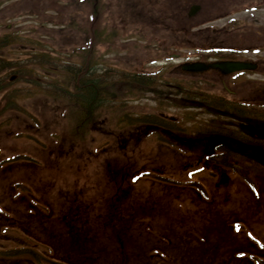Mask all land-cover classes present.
<instances>
[{
	"label": "flooded vegetation",
	"instance_id": "1",
	"mask_svg": "<svg viewBox=\"0 0 264 264\" xmlns=\"http://www.w3.org/2000/svg\"><path fill=\"white\" fill-rule=\"evenodd\" d=\"M206 2L210 3V9L204 12ZM48 3L52 6L54 0H45L42 7H47ZM57 4L67 5V1ZM95 4L92 63L89 60L76 67L66 61L64 68L72 67L77 80L68 82L69 75L62 72L66 85L61 93L78 105V117L82 119L78 126L80 131L92 130L97 138L106 133L109 138L103 147L95 150L93 157L96 159L102 150L116 152L108 160L112 180L106 192L116 199L135 197L132 186L142 178L151 179L152 185L161 187L160 195L168 198L204 201L220 198L228 214L240 216L252 211L259 219L264 215V15H261L264 0H138L132 7L130 3L123 4L125 20L117 22L118 29L127 28L138 39L155 41L145 47L147 56L143 63L126 71L127 74L101 68L100 37L105 29L100 25V0H95ZM38 13L37 17H32L38 24L42 23L39 20L52 18ZM225 18L228 21L222 25H213L216 20ZM5 29L4 16H0V203L8 199L15 208L11 209L5 202L7 207L0 205V230L6 223L14 224V230L18 231L14 246L19 254L0 258L15 264L41 262L45 259L38 250L41 246L50 251L49 256L60 254L65 259L69 250V226L80 231L85 207L90 202H85L88 200L84 189L80 192L83 196L74 198L76 205L70 208L67 190L62 195L67 200L58 206L51 205L52 177L42 179L40 176L52 168V159L57 161V166L63 157L66 161L70 156L74 164L85 157L81 159L82 164H77V168H83L78 172L84 171L92 161L91 155L86 152L84 156L79 151V156L73 155V145L71 148L66 145L67 136L75 135L77 130H65L64 134L57 133L56 139L50 135L45 140L33 132L39 128V122L37 126L27 123L29 130L19 131L20 119H39L29 111L19 113L12 109L19 105V91L9 89L18 76L15 68L18 63L6 61L10 54L6 50L33 56V69L45 67L43 76L37 75L35 70L29 76L36 86L39 84L45 90L49 86L43 78L52 74L49 68H58L47 63L53 56L51 47L27 48L25 43L7 36ZM114 30L110 29L108 37L116 38L120 34ZM170 40L176 47L172 51L166 48ZM219 61L243 66L225 72L216 68L184 69L191 62ZM137 84L144 86L139 89L145 94L143 110L119 112L114 127H106L107 117L100 115V110L106 109L108 103L125 101ZM89 85L93 91L86 97L90 104L86 107L83 90ZM50 87L53 90V82ZM150 102L154 105L149 106ZM169 109L180 111L170 112ZM80 137L83 138L82 133ZM53 139L55 143L50 144ZM21 140L27 143L21 144ZM54 151L60 152L57 159ZM180 173H184L182 179L177 178ZM232 200L248 203H238L233 208L230 207ZM251 200L255 201V206ZM143 203H130V208L137 213L144 208ZM255 231L251 242L259 260L256 264H261L260 260L264 261V220L261 217Z\"/></svg>",
	"mask_w": 264,
	"mask_h": 264
},
{
	"label": "rangeland",
	"instance_id": "2",
	"mask_svg": "<svg viewBox=\"0 0 264 264\" xmlns=\"http://www.w3.org/2000/svg\"><path fill=\"white\" fill-rule=\"evenodd\" d=\"M60 1L62 3L67 1V5H52L51 9H47L45 15L54 17L55 22L63 25L65 23L64 26L70 27L68 39H65L58 29H38L39 24L32 17H37L36 13L44 5L45 0L42 2L41 0H5L0 2V16H4L6 35L13 39L15 37V42L19 40V43H25L27 48L31 46L51 47L53 56L51 60H48V64L58 68L57 70H62L66 60L69 61L70 66L78 67L80 64L81 55L68 57L66 53L59 50L64 47L77 48L81 44L85 33L76 30L75 32L72 28L77 29L76 23H80L83 31H87L90 18L94 14L91 11L92 0ZM137 1L100 0V25L105 29V32L102 30V36L111 33L109 32L111 28L120 33L110 42L109 46L100 45V58L103 63L101 68L107 69L111 73L121 70L127 74L126 71H130L143 63L147 56L145 47L155 42L154 40L138 39L130 34L127 28L118 29L117 22L125 20L123 4L130 3L132 7ZM49 5L48 3L47 7ZM209 9L210 3L206 2L204 12ZM261 12V15H264V10ZM171 14L172 8L169 12V15ZM28 16H31L30 19L32 20ZM225 21H228V18L216 20L213 25L220 26ZM18 35L19 37L16 39ZM105 48L109 51H103ZM166 48L172 51L176 47L172 46L171 41L168 42ZM6 51L10 53L9 56H6V61L8 59L7 62H12L14 65L18 63L15 66L18 69L16 72L18 76L10 84L9 89L19 91V105L12 106V109L19 110V113L20 111H29L35 114V119H39L38 121L20 119L22 126L19 131L29 130L28 125L32 123L37 126L39 122V128L36 127V131L33 132H37L39 138L45 140L50 135L56 139L55 135L57 133L58 135L64 134L65 130L68 132L70 129L77 130L75 135L67 136L68 143L66 145H69L70 148L73 145L71 148L73 155L79 156L77 151L83 152L84 156L86 152H90V160H92L87 164L89 166L84 171L78 172L79 169L83 168H77V164H82L81 159H85V157L79 159L75 164L71 156L66 161L63 157L62 163L57 166H55L57 161L52 159V168L41 174L42 179L47 176L52 177L49 196L51 205L58 206L63 200H67V197L62 195L68 190L69 207H74L72 205H76V202L73 201L74 198L83 196L80 192L84 189L85 198L88 200L85 202H90V205L85 207V214L82 218L84 224L80 227V231H74L69 226L68 258H65L64 261L58 260L60 258L53 259L49 256L50 251H45L43 247L39 246L40 254L44 255V261L46 259L47 261L31 264H119L121 259L124 261L123 264H253L247 258L241 259L239 256H248L256 262L259 261L255 256L256 247L251 241L254 240L255 229L260 225V217L264 220V215L258 219V217H254L252 211L240 216L228 214L224 200L220 198L214 199L211 207L210 202L202 200H176L170 196L168 198L167 195H160L161 187L157 184L152 185L151 179L145 178L132 186V192H135V197L138 198L131 196L125 199H116L109 192H106L111 188L110 182L112 180L108 160L116 152L102 150L96 159L93 157L95 150H99L108 141L109 138L106 133H101L100 138H97L92 130L80 131L78 126L82 124V119L78 117L77 107L72 106L74 101L72 102L62 96L59 98L50 87L52 82L55 85L54 81L60 80L62 73L55 69L50 70L49 68L48 70L46 68L52 74H47L48 78H43L49 86L45 90L41 85L36 86L33 82L30 84L27 81L29 72L34 74L36 71L37 75L43 76L45 67L42 69L37 66L33 69L31 66L33 56H23V53L12 49ZM93 55V51H89L85 55L84 64H87L89 60L92 63ZM8 75L6 72V76ZM5 81L7 82V77ZM68 86L70 87V83ZM133 88L138 90L135 91ZM133 88L132 93L128 95L129 97L125 101L108 103L106 109L100 110V115L107 117L106 127H114L116 122L114 120L119 117V112H141L143 110L146 102L142 96L145 94L139 89H144V86L137 84ZM148 105L154 104L150 102ZM168 111H180V109H169ZM92 115L90 118L93 117ZM20 116L22 115L20 114ZM80 132L83 134V138L80 137ZM94 137L96 138L95 141L93 140ZM54 139L52 142L50 141V144L55 143ZM26 143V141L21 140V144ZM54 156L57 159L60 152L54 151ZM183 176L184 173H180L177 178L182 179ZM139 201L144 202V208L136 213L134 208H130V203L136 204ZM1 202L3 203H0L2 207L6 203L10 205L11 209L15 208V204L8 199L1 200ZM230 202V207L233 208L238 203H248L244 200H232ZM250 203L252 206L256 205L254 200H251ZM7 205L5 206L7 207ZM71 218L69 216V221H72ZM73 220H75L74 217ZM71 223L76 224V222ZM74 229L77 227L75 226ZM79 235L80 238H77ZM15 236H18V231H15L11 225L0 232V253H6V256L13 253L11 250L15 249L13 243ZM58 256L60 257V254ZM0 260L2 261L1 258ZM260 262L263 264V259ZM0 264L4 263L0 262Z\"/></svg>",
	"mask_w": 264,
	"mask_h": 264
},
{
	"label": "trees",
	"instance_id": "3",
	"mask_svg": "<svg viewBox=\"0 0 264 264\" xmlns=\"http://www.w3.org/2000/svg\"><path fill=\"white\" fill-rule=\"evenodd\" d=\"M91 11H95V7H94V0H92V4H91ZM84 42L86 43L87 42V47H90V49L93 47V43H94V37L92 36H87V38H85ZM65 71V75H69L67 77L68 79V82H70L71 80L73 81H76L77 80V77H76V72L72 69V67H67L64 69ZM63 71V72H64ZM62 73V72H61ZM64 79L63 76H61L59 82L62 83V80ZM83 84V83H82ZM84 91V94L85 95V106H89L90 104H88L89 102L86 101V98L87 96H91L92 95V91H93V87L91 85L89 86H86L85 89L83 90ZM70 96L74 95V94H69ZM84 101V100H83ZM122 258H123V255H122ZM124 261H122V259L120 260L119 264H123Z\"/></svg>",
	"mask_w": 264,
	"mask_h": 264
},
{
	"label": "water",
	"instance_id": "4",
	"mask_svg": "<svg viewBox=\"0 0 264 264\" xmlns=\"http://www.w3.org/2000/svg\"><path fill=\"white\" fill-rule=\"evenodd\" d=\"M210 66L216 67V68L221 69V70L233 69V68L236 69L239 67V65L236 63L227 64L225 62L211 64ZM185 68L187 70H199V69H201V67L198 64H194V63L186 66Z\"/></svg>",
	"mask_w": 264,
	"mask_h": 264
}]
</instances>
